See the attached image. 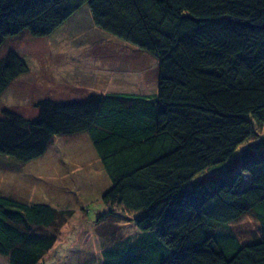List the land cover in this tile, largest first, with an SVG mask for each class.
<instances>
[{
	"label": "trees",
	"instance_id": "16d2710c",
	"mask_svg": "<svg viewBox=\"0 0 264 264\" xmlns=\"http://www.w3.org/2000/svg\"><path fill=\"white\" fill-rule=\"evenodd\" d=\"M84 6L157 59V91L3 113L0 156L25 164L57 135L88 134L110 181L97 264H264V0H0V48L50 36ZM27 64L12 49L0 58V97ZM247 214L260 235L242 241L231 225ZM72 215L0 194V256L40 264Z\"/></svg>",
	"mask_w": 264,
	"mask_h": 264
},
{
	"label": "rangeland",
	"instance_id": "374dc122",
	"mask_svg": "<svg viewBox=\"0 0 264 264\" xmlns=\"http://www.w3.org/2000/svg\"><path fill=\"white\" fill-rule=\"evenodd\" d=\"M11 49L29 69L1 95L0 117L12 112L33 118L44 99L75 101L94 93L157 91V59L101 30L87 6L50 36L34 37L26 31L8 39L0 48V58ZM259 133L262 139L264 125ZM109 185L87 133L57 135L44 155L25 164L0 156L1 195L73 210L40 264L98 263L104 229L97 216L106 208L101 196ZM121 221H125V234L136 232L129 219ZM231 226L242 241L260 235L250 214ZM0 264L9 263L0 256Z\"/></svg>",
	"mask_w": 264,
	"mask_h": 264
}]
</instances>
